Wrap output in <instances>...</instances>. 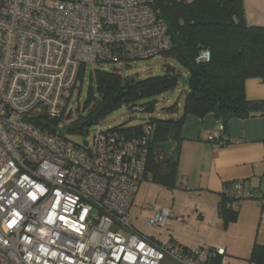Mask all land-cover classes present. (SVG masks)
<instances>
[{
	"label": "built area",
	"instance_id": "2783aa9c",
	"mask_svg": "<svg viewBox=\"0 0 264 264\" xmlns=\"http://www.w3.org/2000/svg\"><path fill=\"white\" fill-rule=\"evenodd\" d=\"M153 2L0 0V264H159L166 257L226 264L223 246L189 249L171 234L158 240L134 224L141 215L140 206L130 212L134 196L151 182L148 125L131 137L91 122L84 144L61 127L71 114L70 93L91 66L128 67L168 48L170 34ZM210 55L202 48L195 60ZM210 139L226 144L222 120ZM223 190L233 202L256 200L264 224V196L238 181ZM169 216V208H153L142 224L164 232Z\"/></svg>",
	"mask_w": 264,
	"mask_h": 264
},
{
	"label": "trees",
	"instance_id": "16d2710c",
	"mask_svg": "<svg viewBox=\"0 0 264 264\" xmlns=\"http://www.w3.org/2000/svg\"><path fill=\"white\" fill-rule=\"evenodd\" d=\"M153 8L165 21L170 34V44L162 56L173 58L187 72L181 114L177 118L170 116L177 110L176 105H171L165 108V117H150L137 126L111 128L135 137L144 125H148L152 133L145 175L152 182L172 189L175 187L180 127L186 115L203 116L211 112L224 124L232 117L264 115V99L249 101L244 94L246 78L264 79V26L246 22L243 0H154ZM202 48L210 50V59L197 62L196 55ZM92 71L97 91L93 108L88 115H80L66 131L85 133L83 121L96 122L121 102H127L128 108L135 105L141 112H151L154 102L146 106L134 101L174 88L179 77L168 65L164 73L143 79L122 78L118 70L95 68ZM117 92L122 95L114 99ZM220 196L218 213L226 225L235 220L237 211L232 207L233 198L227 197L224 190ZM263 254L264 247L254 244L250 262L261 264Z\"/></svg>",
	"mask_w": 264,
	"mask_h": 264
},
{
	"label": "crops",
	"instance_id": "0c3cea01",
	"mask_svg": "<svg viewBox=\"0 0 264 264\" xmlns=\"http://www.w3.org/2000/svg\"><path fill=\"white\" fill-rule=\"evenodd\" d=\"M243 9L249 25L264 26V0H243ZM244 94L249 101L264 99V79L246 78ZM180 114L181 109L177 108L170 116L177 118ZM219 120L211 112L184 117L175 187L169 189L172 210L167 229L148 234L158 240L171 234L189 249L200 245L223 246L226 264H251L253 245L264 247V224L259 223L262 206L254 199L233 202L236 218L224 225L218 204L220 193L230 182H242L264 196V115L229 118L225 123L227 143L223 145L210 139ZM140 208L142 214L144 208ZM159 264L181 263L166 257Z\"/></svg>",
	"mask_w": 264,
	"mask_h": 264
},
{
	"label": "rangeland",
	"instance_id": "374dc122",
	"mask_svg": "<svg viewBox=\"0 0 264 264\" xmlns=\"http://www.w3.org/2000/svg\"><path fill=\"white\" fill-rule=\"evenodd\" d=\"M166 65L173 68L174 71L179 74L177 85L155 97L140 98L134 101L136 104H145L146 106L149 102H154L153 111L132 113L130 108H128L129 106L127 102H121L116 108L109 110L103 116H100L96 122L103 124L105 128L137 126L149 120L150 117H165V108L171 105H176L178 109H181L187 91V72L179 62L171 57L162 55H156L148 59L133 60L129 63L128 67L124 66L123 63H102L99 66H91V70H94L95 68L118 70L122 78L134 77L135 79H143L147 76L164 73ZM92 72L93 71L89 72L87 70L80 87L74 89L70 93L67 112L70 110L71 114L65 118L64 123L61 125L62 128L66 129L67 127H70L80 115L86 116L92 110L95 102V98L93 99V97L95 96L97 98L96 84ZM89 95L90 100H87ZM91 127L92 125L89 126L87 133L64 131V135L72 142L84 144L85 142L91 141ZM147 186L148 188H144ZM144 195H147V197H144ZM174 198L176 199V197ZM171 203L172 196L170 195L169 189L152 181L141 183L134 196L130 212H135L139 206H142L144 210L142 214L134 220V224L138 229L146 232V234L152 232V230L157 233L158 229L156 227L150 225L147 227L143 226V217L152 215V207L159 209L166 206L171 211Z\"/></svg>",
	"mask_w": 264,
	"mask_h": 264
},
{
	"label": "water",
	"instance_id": "95a60500",
	"mask_svg": "<svg viewBox=\"0 0 264 264\" xmlns=\"http://www.w3.org/2000/svg\"><path fill=\"white\" fill-rule=\"evenodd\" d=\"M122 94L120 92H117V94L115 95L114 99H117L118 97H120ZM91 124V120H85L81 123L82 126L84 127H88Z\"/></svg>",
	"mask_w": 264,
	"mask_h": 264
}]
</instances>
